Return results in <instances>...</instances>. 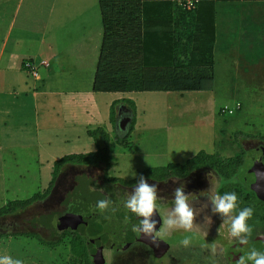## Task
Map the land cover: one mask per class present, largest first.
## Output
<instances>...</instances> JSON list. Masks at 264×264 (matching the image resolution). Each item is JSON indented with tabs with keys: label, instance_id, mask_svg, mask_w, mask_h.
Here are the masks:
<instances>
[{
	"label": "trees",
	"instance_id": "16d2710c",
	"mask_svg": "<svg viewBox=\"0 0 264 264\" xmlns=\"http://www.w3.org/2000/svg\"><path fill=\"white\" fill-rule=\"evenodd\" d=\"M180 1L177 6L173 0H98L102 40L93 77V92L212 91L213 17L209 19L210 31L207 32L203 28L205 18L200 15V8L206 3L213 6L215 2L264 0H189V8L182 6L186 0ZM21 66L31 71L25 66V61ZM120 103L126 104L132 113L128 131L121 138L115 136L118 144L125 145L135 125V106L129 100L112 102L109 109L112 126L116 120L115 107ZM87 135L95 143V152L62 156L53 162L51 180L42 193H35L26 200L9 201L0 207V238L26 237L37 240L43 247L54 249L61 247L68 237V264L71 258L79 259L83 264H105L101 251L111 247L119 249L131 234L129 223L134 214L124 207L127 199L125 192L135 187L141 175L147 181L159 184L187 177L205 168L212 169L219 177V194L236 193L237 211L245 207L254 209L252 218L248 220L253 227L249 241L259 235L264 236V202L250 189L254 177H247L257 163L264 165V153L260 147L253 150L256 154L245 150L244 140L237 137L238 133L234 137L241 151L233 157L219 159L214 154L200 151L184 164H168L139 171L138 176L131 180L107 174L112 158L105 130L99 127L87 131ZM256 139L264 143V137ZM244 165L247 169L240 175ZM70 167L97 169L100 177L93 179L85 172L76 175L73 187L62 195L57 209L36 212L37 207L52 195L64 170ZM241 190L246 192L245 196L241 195ZM104 198L112 199L111 207L116 209L115 212L108 210L101 214L97 210V201ZM24 213L28 215L18 217Z\"/></svg>",
	"mask_w": 264,
	"mask_h": 264
},
{
	"label": "rangeland",
	"instance_id": "374dc122",
	"mask_svg": "<svg viewBox=\"0 0 264 264\" xmlns=\"http://www.w3.org/2000/svg\"><path fill=\"white\" fill-rule=\"evenodd\" d=\"M254 28H257L254 32V35H257L260 29L256 26ZM222 61L221 58L216 59L218 79L223 66ZM225 62H227L224 63L226 65L231 63L232 69L235 73L240 72L242 79L245 77L247 80L255 76L258 78L250 79L253 85L244 84V80H241L235 87H231L230 84L222 85L218 80L209 92L133 93L129 102L135 106V130L130 133L127 144L120 145L115 140V136L118 135L121 138L125 133L117 134L115 125H111L113 130H110L111 142L108 147L113 165L107 174L131 180L138 176L139 171L168 164H184L200 151L214 154L219 159L233 157L241 151L235 141V133H238L237 137L240 140H244L242 144L245 150H251L255 154L256 151L253 150L258 147L264 150V143L256 139L260 136L264 137V90L253 89L263 85L260 80L264 75V59H233ZM33 70L36 73L34 67ZM30 77L33 78L31 74ZM21 80L26 82V85L23 84L26 87L32 82L25 76H22ZM13 100H2L0 105V145L5 147L3 155L5 164L0 170V207L9 201L26 200L35 193H42L47 188L41 186L45 182L41 180L40 175L47 172L39 171L41 167L37 163L35 149L30 144L23 146L29 142L34 132L33 110L28 103H19L18 100L13 102ZM237 104L240 105L239 109H234ZM120 106L121 103L115 107L117 111L115 117ZM224 108L234 109V113L230 115ZM108 109H110L109 106ZM3 127L15 136L12 134L8 139L3 138ZM18 129L20 130L17 131ZM247 137L255 139H246ZM90 140L93 141L92 138ZM79 141L88 142L83 137H80ZM94 144L93 141V147ZM71 149L72 146L68 148L69 151H72ZM13 156L18 158V164ZM246 169L244 165L240 175ZM64 171L52 195L40 207H37L36 212L57 209L62 195L73 187L76 175L85 172L93 179L100 177L99 170L93 168L70 167ZM208 173L210 172H202L193 177V179L208 178V183L205 185L207 190L198 188L194 183L188 194L189 201L197 210L194 219L195 226L191 232H185L182 229L166 230L164 221L173 206V202L169 203L166 197L172 198L171 192L173 193L177 182L165 185L166 187L157 184V213L155 215L159 220V226L156 228L155 235L159 246L153 244L150 238L151 245L148 247L145 246L147 243H142L148 238L143 237L141 242L134 241L132 238L131 240L125 239L119 249L111 247L101 251L105 264H175L173 260L168 261L169 255L176 254L179 248V255L184 259L182 264H206V262L208 264H236L239 257L252 248L264 252V245L253 241H249L245 247L237 248L235 244L239 242L230 236L229 225L222 223V218L218 214L212 213V205L208 197L204 195L212 186L213 192H217L219 178L213 173L208 176ZM148 183L156 184L150 181ZM194 186L197 189L193 190ZM187 187L184 189L185 192ZM131 191L132 189L126 190V196ZM241 195L245 196L246 192L241 190ZM165 198L166 200H163ZM205 204H207L206 208L203 207ZM25 215L28 214L24 213L18 217ZM186 236L191 237L190 249L180 244ZM69 241L68 237L65 238L55 253L37 252L34 246L35 241L32 242L34 247H28L25 238H11V241L7 239L8 244L5 249L6 252L12 251L14 254H19L22 260H30L37 264H51L56 261L57 264L59 262L61 264L64 263V259L70 258ZM213 247L215 252L212 251ZM232 255L237 259L235 260ZM70 260V264H83L79 259L71 258Z\"/></svg>",
	"mask_w": 264,
	"mask_h": 264
},
{
	"label": "crops",
	"instance_id": "0c3cea01",
	"mask_svg": "<svg viewBox=\"0 0 264 264\" xmlns=\"http://www.w3.org/2000/svg\"><path fill=\"white\" fill-rule=\"evenodd\" d=\"M173 1L177 6L181 4L180 0ZM183 3L182 6L190 7L189 0ZM200 15L205 18V24L202 23L207 32L210 31L209 19L213 17L214 86L218 80L231 87L241 80L253 85L250 79L258 77L242 79L231 63H224L233 59H264V2H215L213 6L206 3L200 8ZM255 26L260 29L257 35H254ZM101 40L98 0H0V105L2 100L14 99L13 102L28 103L32 108L34 132L23 146L30 144L35 149L41 167L39 171L47 172L40 175L45 182L41 186L45 188L51 180L54 161L68 154L96 151L87 131L103 126L111 142L110 130L113 128L107 107L110 108L114 101L131 100L133 93H139L92 91ZM217 58L223 60L219 79ZM23 61L31 62L35 68L37 75L34 79L22 68ZM22 76L32 81L28 87L24 86L26 82L21 80ZM261 78L263 85L253 89L264 90V75ZM118 111V122H122V112L131 121L132 113L126 104L121 103ZM2 133L7 139L12 134L15 136L5 127ZM116 133L123 132L117 127ZM80 137L88 142L79 141ZM71 146L72 151H69ZM4 151L5 147L0 145V170L5 164ZM13 158L18 164V158ZM11 238L14 237L0 238V256L22 260L19 254L6 252L7 239L11 241ZM17 238H25L26 246H35L37 252L55 253L59 249L43 247L30 238L14 239ZM22 261L37 264L26 259ZM68 261L66 258L61 264H68Z\"/></svg>",
	"mask_w": 264,
	"mask_h": 264
},
{
	"label": "clouds",
	"instance_id": "9594fccd",
	"mask_svg": "<svg viewBox=\"0 0 264 264\" xmlns=\"http://www.w3.org/2000/svg\"><path fill=\"white\" fill-rule=\"evenodd\" d=\"M210 175L211 172L208 173V176ZM256 175L258 179L262 178L264 177V172ZM177 181H179L178 178L173 180L174 183ZM157 192L158 185L149 184L147 179L141 175L136 180L135 187L128 194L124 207L140 218L139 223L133 225L132 231L140 237L150 238L152 243L158 247L159 244L155 235L158 223L155 219V214L157 213ZM205 193L212 205V213L214 215L218 214L222 218V223L229 225L230 236L235 238L239 244L247 245L253 234V227L248 224V220L252 218L254 209L245 207L237 211L238 197L235 192H225L221 195L218 192H213L212 186ZM172 196L173 207L169 210L164 221L166 230L182 229L185 232H191L195 226L194 219L197 210L192 206V202L189 201V195L185 194L184 185L176 187ZM112 203L111 198L101 199L97 201V210L101 214L108 210L115 212L116 209L111 207ZM203 207L206 208L207 204L203 205ZM191 242V237L186 236L180 241V244L187 248L191 245ZM212 251L215 252L214 247ZM0 264H24V262L11 256H0ZM236 264H264V252L252 248L245 255H241Z\"/></svg>",
	"mask_w": 264,
	"mask_h": 264
},
{
	"label": "flooded vegetation",
	"instance_id": "af4514ba",
	"mask_svg": "<svg viewBox=\"0 0 264 264\" xmlns=\"http://www.w3.org/2000/svg\"><path fill=\"white\" fill-rule=\"evenodd\" d=\"M126 119H128L127 118V116H126V114L124 113V112H122V115H121V121L122 122H125L126 121ZM262 148H260V150H261ZM202 172H205V173H207V172H211V173H213V174H215L214 172H213V170L212 169H209V168H205V169H202V170H199L198 172H193V173H191V174H189L187 177H183V178H180L179 179V181H177V185H176V187H179L180 185L181 186H183L184 185V189L186 188V186H188L187 187V189H186V192H185V194H190V191H191V188H192V185H194V183H196L195 185L199 188V187H201V189H203L204 188V190H207V187H205V185L208 183V178H203V179H193V177H195V175H197V174H200V173H202ZM219 178V177H218ZM173 180L174 179H172L171 181H163V182H161V183H159V184H162V187L164 186V187H166L168 184H170V183H173ZM189 182V184L187 185V183ZM219 184H218V187H217V192H218V189H219V187H220V183H221V181H220V179H219ZM190 184H191V186H190ZM166 185V186H165ZM175 187V188H176ZM197 187H193V190H195V189H197ZM175 188L173 189V190H175ZM167 191H171V190H167ZM196 193H199L198 191H195ZM219 193V192H218ZM171 194H172V192H171ZM205 196V195H204ZM161 196H159V198H160ZM164 197H166V195H164ZM206 197V196H205ZM166 198H168V202L170 203V202H173V196H172V198H170V197H166ZM166 198L165 199H163V200H166ZM161 199V198H160ZM164 202H166V201H164ZM173 207V206H172ZM132 219H131V221H130V226L129 227H133V225H137V216L134 214L132 217H131ZM197 219V218H196ZM131 238H132V240L134 239V241H140L141 239H143V236L142 237H139V238H137L136 237V233L135 232H133V231H131V234H129L128 235V240H131ZM150 241V239L148 238L147 239V241H143L142 243H147L145 246H149V245H151V241ZM141 242V241H140ZM236 246H237V248H241V247H245L246 245H241V244H235ZM152 247V246H151ZM233 247H235V246H233ZM189 248V247H188ZM232 248V247H231ZM180 249V248H179ZM179 249H177L176 250V254L174 253L173 254V256H171V255H169L170 256V258H169V260L168 261H170V260H173L174 261V263L175 264H182V262L184 261V259H183V257H180V255H179ZM190 249V248H189ZM150 250V249H149ZM182 254V253H181ZM233 254V253H232ZM235 254V253H234ZM232 257L234 258L235 256L234 255H232ZM236 257H237V254H236ZM235 257V260L237 259ZM181 258H182V261H181ZM232 260V259H231ZM233 261V260H232ZM170 263H173V262H170ZM234 263V262H233ZM162 264V263H161ZM201 264V263H200ZM206 264H208V262H206Z\"/></svg>",
	"mask_w": 264,
	"mask_h": 264
},
{
	"label": "water",
	"instance_id": "95a60500",
	"mask_svg": "<svg viewBox=\"0 0 264 264\" xmlns=\"http://www.w3.org/2000/svg\"><path fill=\"white\" fill-rule=\"evenodd\" d=\"M119 119V111L117 113V120L115 123V130L117 127H119L120 132L126 133L128 131L129 125H130V119H126L125 122H118ZM263 153L264 150L262 149ZM264 172V165L262 163H257L247 174V177H254V180L250 184V189L255 193L256 197L264 202V177L257 178V173ZM139 217H137V224L139 223ZM155 219L157 220V226H159V220L157 219L155 215ZM136 237L139 238L138 234L136 233ZM253 242H259L264 245V236H257Z\"/></svg>",
	"mask_w": 264,
	"mask_h": 264
},
{
	"label": "built area",
	"instance_id": "2783aa9c",
	"mask_svg": "<svg viewBox=\"0 0 264 264\" xmlns=\"http://www.w3.org/2000/svg\"><path fill=\"white\" fill-rule=\"evenodd\" d=\"M189 5H191V3H189ZM25 66H26L27 68H30V69H31V71L29 72V73L31 74V76L36 77V73L34 72V70H33L32 66H31V64H30L29 62L25 61ZM239 107H240V105L237 104V105H236V109H238ZM224 109L227 110L226 113H228V114H231V113L233 112L232 109H229V110H228V108H224Z\"/></svg>",
	"mask_w": 264,
	"mask_h": 264
}]
</instances>
